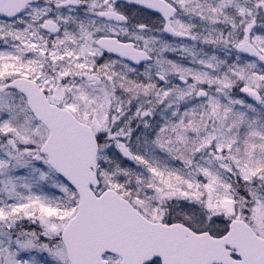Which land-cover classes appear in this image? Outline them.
Here are the masks:
<instances>
[{
  "label": "snow or ice",
  "instance_id": "obj_1",
  "mask_svg": "<svg viewBox=\"0 0 264 264\" xmlns=\"http://www.w3.org/2000/svg\"><path fill=\"white\" fill-rule=\"evenodd\" d=\"M0 264H264V0H0Z\"/></svg>",
  "mask_w": 264,
  "mask_h": 264
}]
</instances>
